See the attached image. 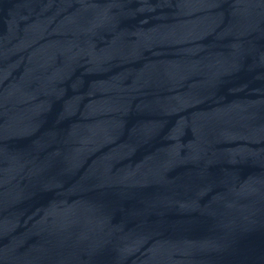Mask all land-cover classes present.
Instances as JSON below:
<instances>
[{
  "label": "water",
  "instance_id": "95a60500",
  "mask_svg": "<svg viewBox=\"0 0 264 264\" xmlns=\"http://www.w3.org/2000/svg\"><path fill=\"white\" fill-rule=\"evenodd\" d=\"M0 264H264V0H0Z\"/></svg>",
  "mask_w": 264,
  "mask_h": 264
}]
</instances>
